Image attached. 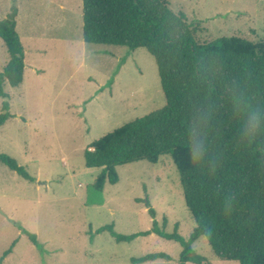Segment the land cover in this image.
Returning <instances> with one entry per match:
<instances>
[{
  "label": "rangeland",
  "instance_id": "1",
  "mask_svg": "<svg viewBox=\"0 0 264 264\" xmlns=\"http://www.w3.org/2000/svg\"><path fill=\"white\" fill-rule=\"evenodd\" d=\"M167 3L186 14L200 42L232 35L264 41V0ZM13 4L26 66L23 82L6 83L9 96L0 97V112L8 101L12 113L0 126V153L35 180L0 162V264H132L154 252L169 258L136 264H177L183 247L174 239L152 232L117 241L108 230L96 232L111 223L121 234L151 229L149 202L163 232L177 226L189 238L196 223L171 155L116 166L118 181L107 180L102 191L94 186L101 168L87 167L84 156L93 140L164 106L154 56L144 47L85 42L82 0H0V20ZM8 60L0 38V72ZM192 248L213 264H234L218 258L205 236Z\"/></svg>",
  "mask_w": 264,
  "mask_h": 264
},
{
  "label": "trees",
  "instance_id": "2",
  "mask_svg": "<svg viewBox=\"0 0 264 264\" xmlns=\"http://www.w3.org/2000/svg\"><path fill=\"white\" fill-rule=\"evenodd\" d=\"M167 2L82 0L84 41L146 48L156 60L165 96L163 107L93 140L84 151L85 164L101 168L94 186L102 191L107 180L118 181L116 166L138 160L155 163L161 155H171L196 225L188 239L177 226L165 233L147 202L151 229L121 234L111 223L96 232L108 230L117 241L155 232L182 245L177 264H213L192 248L205 236L220 259L264 264V41L232 35L200 42L186 14ZM17 15L13 4L0 20V38L9 53L0 72V97L9 96L6 83L16 87L24 80L25 49ZM11 117L10 104L4 101L0 126ZM0 162L35 180L14 157L0 153ZM24 232L40 246L35 233ZM157 258L169 256L154 252L131 262Z\"/></svg>",
  "mask_w": 264,
  "mask_h": 264
}]
</instances>
